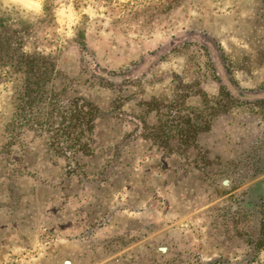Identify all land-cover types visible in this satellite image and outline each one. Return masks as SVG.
I'll use <instances>...</instances> for the list:
<instances>
[{"label": "rangeland", "instance_id": "374dc122", "mask_svg": "<svg viewBox=\"0 0 264 264\" xmlns=\"http://www.w3.org/2000/svg\"><path fill=\"white\" fill-rule=\"evenodd\" d=\"M42 3L0 21L51 56V96L102 117L89 155L60 131L5 148L0 86V264H264L262 0Z\"/></svg>", "mask_w": 264, "mask_h": 264}, {"label": "trees", "instance_id": "16d2710c", "mask_svg": "<svg viewBox=\"0 0 264 264\" xmlns=\"http://www.w3.org/2000/svg\"><path fill=\"white\" fill-rule=\"evenodd\" d=\"M262 2L264 4V0ZM26 41L27 39L18 30L0 21V86L6 83L15 85L14 112L5 129L3 146L11 148L20 145L21 135L25 132L42 135L60 131L59 138L62 135L74 136L71 139L74 144L71 147L65 144L66 142L61 143L56 139L52 146L55 145L54 150L58 151V154L70 153L72 157L80 153L89 155L90 144H82L81 137L90 136L95 132L96 121L102 117V111L83 99L64 106L55 94L51 96L49 85L55 71V65L50 60L51 56L39 51L30 52L26 49ZM220 59L226 61L224 54L220 55ZM225 67L230 73V64H226ZM230 79L234 82L232 77ZM223 91L231 103L246 97L240 93L237 99L227 87ZM191 126L187 125V127ZM74 148L76 151H73ZM263 238L264 231L260 233L257 243L262 244Z\"/></svg>", "mask_w": 264, "mask_h": 264}, {"label": "clouds", "instance_id": "9594fccd", "mask_svg": "<svg viewBox=\"0 0 264 264\" xmlns=\"http://www.w3.org/2000/svg\"><path fill=\"white\" fill-rule=\"evenodd\" d=\"M0 11L8 12L13 21H30L43 11V3L42 0H0ZM68 35H71V32Z\"/></svg>", "mask_w": 264, "mask_h": 264}, {"label": "flooded vegetation", "instance_id": "af4514ba", "mask_svg": "<svg viewBox=\"0 0 264 264\" xmlns=\"http://www.w3.org/2000/svg\"><path fill=\"white\" fill-rule=\"evenodd\" d=\"M225 184H228V181H226ZM160 251L161 252H166V249L165 248H162Z\"/></svg>", "mask_w": 264, "mask_h": 264}]
</instances>
